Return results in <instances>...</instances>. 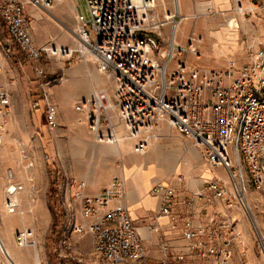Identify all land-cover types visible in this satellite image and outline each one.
<instances>
[{
  "label": "built area",
  "instance_id": "2783aa9c",
  "mask_svg": "<svg viewBox=\"0 0 264 264\" xmlns=\"http://www.w3.org/2000/svg\"><path fill=\"white\" fill-rule=\"evenodd\" d=\"M64 0H28L49 11L54 3ZM90 19L78 16V38L83 57L95 61L97 71L115 83L114 104H105L94 96L79 100L76 109L85 115L88 129L96 143L116 145L134 141V152H148L153 133L160 122H166L182 136L194 141L205 152L213 168H223L226 180L209 182L205 191L213 193L229 209L238 202L244 204L254 190L264 197V48L250 56L251 62L240 70L230 61L224 70L199 69L189 65L187 54L199 60L201 45L189 38L185 45L177 41V31L183 17L177 0L176 13H168L164 21L157 20V0H84ZM22 0H0V50L12 57L16 47L30 62L51 57H70V49L40 48ZM165 24L172 26L169 50L162 52L161 42L151 35ZM159 36L161 34L159 33ZM163 58L160 65L156 54ZM174 61V63H173ZM173 63V64H172ZM2 63L0 61V71ZM43 73L39 71V75ZM258 76V78H257ZM63 82L54 79L42 87L46 124L50 132L60 128L59 112L49 88ZM11 103L8 86L0 85V121L6 123ZM40 109L39 102L32 104ZM117 113V124L108 116ZM123 129L119 136L117 128ZM4 131V127L0 126ZM2 137L0 135V142ZM33 164H29L32 168ZM6 190L5 209L8 215L21 210L19 199L22 184L13 182ZM85 183L74 194L75 206H69L58 244V255L65 264H135L146 259V246L129 210L121 203L123 183L114 180L97 196L84 193ZM155 195H161L160 208L152 218L150 230L159 232V220L169 217L175 222L173 206L175 191L157 183ZM204 190L197 194L202 197ZM113 203H115L113 205ZM78 212L79 221L74 215ZM217 230L204 241L207 229L190 220L184 237L191 250L200 258H217L218 264H232L233 239L226 240L223 231L236 237L231 220H211ZM175 227V224H174ZM91 235L93 251L79 254L73 237ZM18 248L33 244L30 230L15 234ZM0 264H16L6 253L0 237ZM162 264H167L163 262Z\"/></svg>",
  "mask_w": 264,
  "mask_h": 264
},
{
  "label": "crops",
  "instance_id": "0c3cea01",
  "mask_svg": "<svg viewBox=\"0 0 264 264\" xmlns=\"http://www.w3.org/2000/svg\"><path fill=\"white\" fill-rule=\"evenodd\" d=\"M22 1L26 3V14L29 17L33 38L38 47L70 50L77 47L73 46L79 40L77 17L82 16L77 0L54 3L49 11H44L28 0ZM157 2L162 3L166 14L176 13L174 0H157ZM177 3L180 16L183 17L177 31L179 44L187 43L189 34L185 33L184 28L189 24L194 29L193 34L208 36L207 45L204 44V46H209L210 40L214 39V44L221 46H251L253 49L257 46H261L259 49L264 47V0H177ZM202 4H209L206 11L201 10ZM233 4H238L241 7L242 12L238 13L239 16L236 14L228 16L226 18L228 22L226 21L224 24H216L207 20L214 17V12L231 11ZM61 7L63 8L61 9ZM203 17H206V20L198 21ZM191 19L196 21L188 22ZM12 49L14 51L12 57H6L3 50H0L2 63L0 85L8 86L11 94L8 114L24 112L31 118L32 131L37 132L40 129L39 122L45 113L44 104L41 97L39 99L36 88H33L34 86L29 84L28 80L34 75L33 69L41 63L27 61L24 55L21 60L15 56L17 49L15 47ZM62 58L64 59V57ZM85 74L86 72L83 70L79 71L67 77V86L49 88L58 107L60 125H68L69 128L77 129L76 131L80 135L89 133V129L86 120L85 124L79 120L80 117L77 115L76 109L77 102L92 98L94 95L101 98L103 103L113 105L115 99L114 92L112 95L108 94L106 98L103 97L99 90L104 81L101 86H97L91 78L87 80L89 82V86L86 84L88 89L81 92L80 81L86 80ZM37 101L40 104V109L34 110L32 104ZM108 116L113 123L117 124L115 110H109ZM116 130L119 136L123 135L122 128L118 127ZM80 135L76 136L75 145L77 146L81 145ZM135 144L131 140H124L116 145L103 144L110 147L106 149L109 154H104L105 149L100 148L99 145L96 146L97 155L94 169L85 174L84 179L79 178L76 186L72 185L71 188L63 186L60 194L61 200L65 206L67 204L75 206L74 194L79 191L80 183L86 184L84 190L86 195L97 196L111 182L120 180L124 187L121 203L129 210L134 225L144 239L147 251L144 262L135 264H162L163 262L167 264H204L202 258L192 252L191 243L184 237L185 226L190 220L195 226L203 225L207 229V235L203 239L207 242L210 234L217 230V226L215 227L211 220L214 218L218 220L225 214H231L222 201L214 198L211 191H205L206 185L216 180L220 171L225 173L226 171L223 168L210 166L204 150L196 146L193 140L179 134L166 122H160L157 125L147 153L134 152ZM58 155L60 156V153ZM30 163L33 164V168L34 163L32 161ZM36 171H39V168ZM34 176L35 174L31 175V178ZM225 178L221 179L226 180ZM8 179L10 180L9 176ZM1 181L0 185H2ZM17 183L22 184L25 189L19 194L22 205L27 202L28 195L32 191L26 192V182ZM157 183L168 185L175 191L173 206L175 222L173 223L169 217H162L159 220V232L156 233L150 230V226L151 218L157 214L162 198L161 195H155L152 191ZM203 190L204 194L199 197L197 194ZM251 196L253 195L250 194L248 200ZM243 217L242 215V219ZM76 219L80 220L78 214H76ZM10 236H12L11 233L4 234L7 241H10ZM73 242L79 254L93 251L94 240L91 235L82 238L73 237Z\"/></svg>",
  "mask_w": 264,
  "mask_h": 264
},
{
  "label": "rangeland",
  "instance_id": "374dc122",
  "mask_svg": "<svg viewBox=\"0 0 264 264\" xmlns=\"http://www.w3.org/2000/svg\"><path fill=\"white\" fill-rule=\"evenodd\" d=\"M77 2L80 13L86 21L89 20L90 16L85 1L77 0ZM208 5L202 4L201 10L206 11ZM239 12H242L241 7L238 4H233L231 11L214 12V17L207 20L216 24H224L228 16L232 14L239 16ZM156 16L159 21H164L166 16L164 7L160 2H157ZM204 20L206 17L198 19V21ZM193 21L196 20H188V22ZM184 29L185 33L189 34L188 39L192 37L199 41L202 57L197 60L192 55L187 54L182 59L185 58L189 65L199 69L224 70L228 63L233 61L240 70L251 62L250 56L260 50L261 47L257 46L253 49L251 46H221L214 44V39L210 40L209 46H204L208 39L207 35L193 34L194 29L189 24ZM171 33L172 26L170 24H165L160 30L151 33L161 42V49L164 53H167L170 48ZM72 39L74 41L73 37ZM76 42L73 46L77 47L71 49L73 54L70 57L63 59L60 55H56V57L41 61V65L33 69L34 75L28 80V83L36 88L39 99L42 96L44 84L54 79H63V82L51 85V87L67 86V77L82 70L86 72L84 75L86 80L80 81L81 92L88 89V78L93 79L97 86H101L104 81L99 91L105 98L115 91V83L108 79L105 74H100L97 71L98 67L94 60L83 57L79 48V40ZM155 54L158 63L162 65L163 58L157 52ZM15 56L21 60L24 58L18 49ZM39 71L43 73L39 75ZM77 115L80 117L79 120L85 124V115L81 112H77ZM39 124L40 129L37 132L32 131L31 118L24 112L7 114L4 125L0 121V126L5 129L4 131L0 130L2 137V142H0V178L2 180H0L2 183L0 185V237L6 248H9L16 258H20L23 264H65L60 259L57 248L67 217V210L73 204L64 205L60 195L61 189L63 186L70 188L72 185L76 186L79 178L84 179V175L94 169L97 155L96 146L99 145L100 148L105 149L104 154H109L106 149L110 147L96 143L89 130V133L80 135L76 131L77 129L74 130L68 125L62 124L55 132H50L46 124L45 113ZM79 135L81 145L77 146L75 145L76 136ZM30 161L34 163L33 168H29ZM37 168L39 171H36ZM8 174L13 175L15 179L13 182H26V192L32 191L28 195L27 202L21 205V210L15 215H8L5 209L6 189L10 183ZM33 174L35 176L31 178ZM220 177H227V175L224 171H220L216 179L222 180ZM250 194L253 195L250 197L251 211L246 206ZM34 200L36 203L33 202ZM243 203L238 202L233 208H228L231 214H225L216 221L231 220L238 233L234 239L230 231H223L226 240L233 239L232 264H264V197L259 192L252 190ZM73 213L75 216L78 214L77 211ZM238 215L239 217H237ZM242 215L244 216L243 219ZM23 229L31 231L33 244L29 247L18 248L15 243V234ZM3 233L12 234L10 241L4 238ZM6 248V253L9 256V250L7 251ZM202 260L204 264H218L217 258H202Z\"/></svg>",
  "mask_w": 264,
  "mask_h": 264
},
{
  "label": "bare ground",
  "instance_id": "6f19581e",
  "mask_svg": "<svg viewBox=\"0 0 264 264\" xmlns=\"http://www.w3.org/2000/svg\"><path fill=\"white\" fill-rule=\"evenodd\" d=\"M79 29H80V28H79ZM78 31H79V30H78ZM246 206H247V209H248L249 211H251V202H250V200H248V201L246 202ZM2 244H3V247L6 248L5 243L3 242ZM6 249H7V251L9 250V248H6ZM8 253H9L10 258H11L14 262H16V264H23L22 260H21L20 258H16V257H15V254L12 253L10 250L8 251Z\"/></svg>",
  "mask_w": 264,
  "mask_h": 264
}]
</instances>
